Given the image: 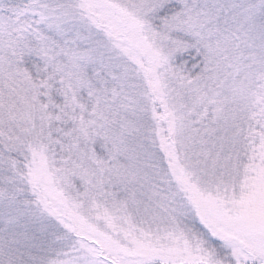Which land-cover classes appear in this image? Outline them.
I'll return each mask as SVG.
<instances>
[{"label":"snow or ice","instance_id":"snow-or-ice-1","mask_svg":"<svg viewBox=\"0 0 264 264\" xmlns=\"http://www.w3.org/2000/svg\"><path fill=\"white\" fill-rule=\"evenodd\" d=\"M0 264H264V0H0Z\"/></svg>","mask_w":264,"mask_h":264}]
</instances>
